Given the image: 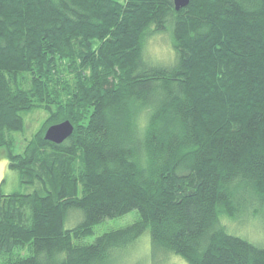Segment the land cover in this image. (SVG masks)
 <instances>
[{
    "label": "trees",
    "instance_id": "1",
    "mask_svg": "<svg viewBox=\"0 0 264 264\" xmlns=\"http://www.w3.org/2000/svg\"><path fill=\"white\" fill-rule=\"evenodd\" d=\"M163 33L173 59L148 61ZM63 121L72 134L45 141ZM0 154L31 188H0V264H117L146 230L151 264H264L219 220L264 221V0H0Z\"/></svg>",
    "mask_w": 264,
    "mask_h": 264
},
{
    "label": "rangeland",
    "instance_id": "2",
    "mask_svg": "<svg viewBox=\"0 0 264 264\" xmlns=\"http://www.w3.org/2000/svg\"><path fill=\"white\" fill-rule=\"evenodd\" d=\"M170 44V34L169 37L164 33L148 37L145 44L146 59L153 63H169L173 59V52ZM27 86L29 87V85ZM46 118L47 112L42 107L32 109L23 114V131L19 133H12L10 135V138L13 141L14 153H22L27 142L32 138V136H34L42 129L43 123ZM0 157L3 156L0 154ZM2 181H5V183L2 184ZM0 188L5 194H11L14 192L28 193L31 191V188L19 185L17 175L15 173H13L10 178L7 176L0 178ZM75 212L79 214V218H77V214H75L76 217H73L74 214H70V216L68 215L65 229L74 227L80 220V212ZM136 218L137 212L131 211L119 219L105 220L94 228V233L92 236L86 237L81 241V243H92L96 237L104 234L109 230L128 226ZM219 220L226 233H228L229 235L244 239L256 246L264 247L263 219H251L246 216H243V218L231 219L229 217L221 216ZM149 256L150 236L148 230H146L130 248L123 250V254L120 255L117 264H151ZM159 258L160 259L159 261H157V264H168L169 255L165 257L160 256ZM182 262L183 264H187L184 260H182Z\"/></svg>",
    "mask_w": 264,
    "mask_h": 264
},
{
    "label": "water",
    "instance_id": "3",
    "mask_svg": "<svg viewBox=\"0 0 264 264\" xmlns=\"http://www.w3.org/2000/svg\"><path fill=\"white\" fill-rule=\"evenodd\" d=\"M176 11L186 7L189 0H173ZM73 132V126L69 121L49 126L44 133V140L55 144L64 142Z\"/></svg>",
    "mask_w": 264,
    "mask_h": 264
},
{
    "label": "clouds",
    "instance_id": "4",
    "mask_svg": "<svg viewBox=\"0 0 264 264\" xmlns=\"http://www.w3.org/2000/svg\"><path fill=\"white\" fill-rule=\"evenodd\" d=\"M9 160L5 157H0V178L5 176L11 177L12 171L9 169ZM168 264H183L181 258L174 253L169 254Z\"/></svg>",
    "mask_w": 264,
    "mask_h": 264
}]
</instances>
